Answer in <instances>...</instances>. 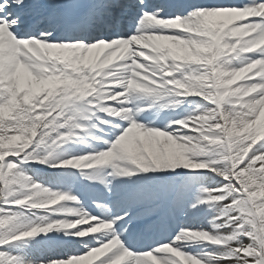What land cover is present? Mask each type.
I'll use <instances>...</instances> for the list:
<instances>
[{
  "label": "snow or ice",
  "instance_id": "1",
  "mask_svg": "<svg viewBox=\"0 0 264 264\" xmlns=\"http://www.w3.org/2000/svg\"><path fill=\"white\" fill-rule=\"evenodd\" d=\"M0 264H264V0H0Z\"/></svg>",
  "mask_w": 264,
  "mask_h": 264
}]
</instances>
